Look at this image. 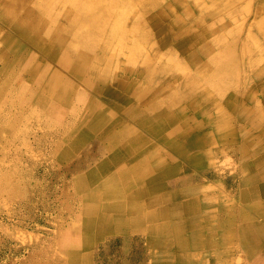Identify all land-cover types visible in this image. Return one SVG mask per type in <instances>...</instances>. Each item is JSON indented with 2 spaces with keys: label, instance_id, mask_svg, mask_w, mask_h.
I'll use <instances>...</instances> for the list:
<instances>
[{
  "label": "bare ground",
  "instance_id": "bare-ground-1",
  "mask_svg": "<svg viewBox=\"0 0 264 264\" xmlns=\"http://www.w3.org/2000/svg\"><path fill=\"white\" fill-rule=\"evenodd\" d=\"M207 1L209 4L203 0L186 4L185 0H174L183 7L181 12L165 5L144 16L139 9L148 5L144 0L135 1L137 10L128 7L126 0H0V14L10 16L20 37L38 46L42 54L57 58L66 73L84 74L85 83L101 97L90 100L84 108L79 116L83 131L71 139L65 151L75 150L94 135L114 146L75 180L76 188L86 193L77 220L68 225L65 264H92L91 248L106 232L145 231L157 226L153 222L156 213L165 216L182 209L195 219L193 199L182 205L145 210L137 221L121 218V214L135 212L131 196L137 200L144 193H152L155 201L169 200L157 191L167 176H179L187 163L171 165L164 157L173 160L178 153L184 154L175 134L202 121L208 134H220V143H238V161H243L238 168L239 199L235 203L224 192L220 194V204L236 210L231 213L234 220L229 219L225 228L209 220L207 230L213 231L214 242L189 235L188 244L193 249L209 245L208 261H199L200 253L192 260L190 256L184 259L193 264H211V260L217 262L214 264H264V1H257L250 24L244 20L250 9L247 0ZM61 18L64 24L58 23ZM131 19L137 25L129 26ZM243 28L248 33L241 42ZM155 34L158 38L154 40ZM164 46L168 47L161 51ZM7 49L22 55L21 44L15 40ZM121 55L125 62L119 68ZM34 59L38 61L35 55ZM36 70L38 67L32 65L31 76L43 86L52 92L58 87L55 101L65 99L74 89L53 67L43 66L39 76L34 74ZM236 120L240 125L234 123ZM196 141L192 137L190 143ZM217 156L209 152L206 164L216 169L235 167L225 155L224 161L217 162ZM138 181L143 185L139 187ZM194 192L193 188L179 190L185 197ZM178 195L171 190L173 200ZM212 197L205 200L209 211L217 201ZM158 228L160 236L149 237V245L163 246L165 235L171 236L169 243L180 242V227L175 222L165 220ZM168 256L155 254L152 264H169Z\"/></svg>",
  "mask_w": 264,
  "mask_h": 264
},
{
  "label": "rangeland",
  "instance_id": "rangeland-1",
  "mask_svg": "<svg viewBox=\"0 0 264 264\" xmlns=\"http://www.w3.org/2000/svg\"><path fill=\"white\" fill-rule=\"evenodd\" d=\"M135 1L126 0V5L137 10ZM144 1L148 5L139 8L144 16L160 11L165 5H172L177 12L183 9L174 0ZM185 1L190 4L192 0ZM257 1L246 2L250 6L244 19L247 24L254 20L253 8ZM203 2L209 4L207 0ZM10 20V16L0 14V264H65L64 254L69 249L65 241L68 225L77 220L81 198L86 193L76 188L75 180L95 166L103 144L94 135L75 150H65L71 139L83 131V120L79 116L83 115L84 108L90 100L99 101L101 97L85 83L84 74L66 73L59 67L57 58L42 54L38 46L30 45L20 37ZM134 20H129L128 25H137ZM58 23L64 24L65 21L61 18ZM247 33L248 30L243 28L241 42ZM157 38L156 34L152 37ZM14 40L21 44V56L7 49L14 45ZM166 47L160 48L161 51ZM176 55L180 56L178 52ZM123 56L118 57L119 68L125 62ZM41 63L60 71L74 85L65 99L55 101L58 87L52 92L31 76L32 65L38 67L34 73L36 76L43 72ZM227 157L233 158L236 171L243 164L238 158ZM197 168H194L196 176L215 187L210 193L225 192L238 203L237 184H227L228 177L224 178L223 174L207 178L200 175ZM223 168L229 172L226 166ZM135 249L142 254L140 259L145 258L144 240L135 245L129 239H104L91 248L92 264H122L124 260L135 264Z\"/></svg>",
  "mask_w": 264,
  "mask_h": 264
},
{
  "label": "crops",
  "instance_id": "crops-1",
  "mask_svg": "<svg viewBox=\"0 0 264 264\" xmlns=\"http://www.w3.org/2000/svg\"><path fill=\"white\" fill-rule=\"evenodd\" d=\"M173 31H176V28L173 29ZM241 58V57H240ZM122 89V88H121ZM235 124L240 125V121L236 120L234 121ZM199 126L195 127H190L187 131L179 130L178 134H175V138L178 135V140L181 142L184 150V154L178 153L177 158H173V160H169V158H165V161H168L171 165L174 163L178 162H184L187 163L185 167H183V170L181 174L175 178L169 179V177H166L165 182L163 183L162 186H160L159 193H162L164 196H168V199L165 200H159L155 201L154 198H152V193L147 196L145 193L143 196H140L139 199L135 200L133 196L129 197L130 198V204H135V207L132 208V211L135 212H129L124 214L125 212L122 211L121 218L125 217L126 220L132 221V220H139L144 217V211H155L158 209L164 208L166 205L168 206H174L176 204L182 205L184 202H186L189 199H193L194 202L192 201V207L197 210V213L195 215V219H193L191 213L186 212L182 209H180L179 212L177 213H168L165 216L161 215L160 213H156L154 215L153 222L157 224L149 226L145 231H139L137 232L134 231H129L127 233H112V232H106L103 235V238L97 241V244L104 239L111 240L113 238H118L121 241H124V239H129L135 243V245L138 244L139 240H144L147 251L145 252V258L140 259L142 256L141 253L135 251L133 252V257H135V264H152V260H154L155 254H164L167 253L169 254L168 259L171 257V261L169 260V264H193L192 261L186 262L184 257L190 256L191 260L192 257L195 256L197 253H200L199 255L201 256L199 261L207 260V252H210L209 250V245L205 244L203 246L199 245L198 248L193 249L192 245L189 243L188 244V237L189 235H201L203 238H212L213 242L215 240V236L213 235V231L211 232L210 230H207V225L209 224V220H212V223L220 228H225L227 226V222L229 219H232L233 216H231V213L235 212V208H227L224 206V203L220 202L222 199L220 197V194L223 193L222 191H218L217 194H212L209 191L212 190L213 187L212 184L203 181L200 177L196 176V167L197 169H200L199 172L201 173L200 175H203L205 177H216L218 175H224V178L227 176V184L234 186L237 184L239 187V181L241 178V173L239 170L234 172V168H231L230 170L228 169L225 172V169H216V167H211L208 166L205 162V160L208 159L209 152L210 153H216L217 156V162H222L224 159H228L229 163L235 166V163L233 161L232 157H227V156H233L234 158H240L241 154H238L237 152V146L238 143H235L234 140H230L229 142L226 141L224 144L220 143L221 141L218 139L220 138V134H208L207 130L208 127L205 126L207 125L205 121H202ZM199 128V129H196ZM180 133V134H179ZM180 135V136H179ZM183 135V138L180 139ZM195 138L197 141L193 144L190 143L191 139ZM187 139V140H186ZM100 141V140H99ZM103 148H99V152L101 153L100 159H102L104 156L108 155L113 149L114 146L112 143H104ZM101 146V145H100ZM160 154V151H159ZM225 155V158H224ZM145 157H150V155H146ZM98 160V162L100 161ZM172 161V162H170ZM97 162V163H98ZM96 163V164H97ZM194 169V170H193ZM193 170V172H190L189 175H185L187 171ZM167 181L171 183H167ZM139 187L143 185L142 182L138 181L136 183ZM219 189H221V186H217ZM184 188H193L195 192L193 195H188V196H183L182 194L179 193V190L184 189ZM120 189L122 190V193L126 195V190L124 185L120 186ZM171 190H174L178 192V197L177 200H173L170 195H171ZM205 191V193H203ZM225 193V192H224ZM226 197L228 200H231L229 195L227 193ZM213 196V197H212ZM212 197L213 199H216L217 201L215 204H211V211L208 210L209 204L206 203V199ZM232 201V200H231ZM84 202V196L81 198V206L83 205ZM147 205V207H145ZM80 211V210H79ZM106 214L110 215H115L108 211H106ZM231 216V217H230ZM211 217V218H210ZM229 217V218H228ZM210 218V219H209ZM124 220V219H122ZM166 221H171L175 222L179 227H180V242H170V237L168 235L163 236V239L166 240L163 242V246H151L148 244V238L152 237H158L160 236V233L158 232L159 228L158 225L164 223ZM234 219H232L233 221ZM212 236V237H211ZM96 245V244H95ZM236 251H233V254H235ZM237 255V254H236ZM131 262V261H130ZM217 263L215 260H211V264ZM122 264H130L127 261H123ZM200 264V263H199Z\"/></svg>",
  "mask_w": 264,
  "mask_h": 264
}]
</instances>
